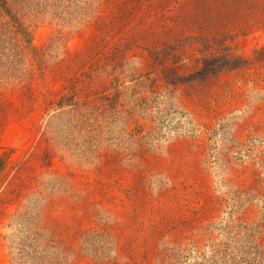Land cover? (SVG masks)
Returning a JSON list of instances; mask_svg holds the SVG:
<instances>
[{"label":"rangeland","instance_id":"1","mask_svg":"<svg viewBox=\"0 0 264 264\" xmlns=\"http://www.w3.org/2000/svg\"><path fill=\"white\" fill-rule=\"evenodd\" d=\"M206 4L0 0V264H264V0Z\"/></svg>","mask_w":264,"mask_h":264},{"label":"trees","instance_id":"2","mask_svg":"<svg viewBox=\"0 0 264 264\" xmlns=\"http://www.w3.org/2000/svg\"><path fill=\"white\" fill-rule=\"evenodd\" d=\"M207 3L208 4L202 6L201 11L198 13V16L195 17L197 19L196 22L200 21V23L203 25L204 32L208 31L207 28L209 24L213 23L214 25H216V22L218 21L217 18L223 15L224 18H227L229 16L228 11H225V7L230 8L231 11L242 9L243 6L248 9L246 0H207ZM222 7L224 10L221 9ZM205 21L207 23H204ZM205 36L206 35L202 37V40L209 41V37ZM204 55L205 57L203 59V66L198 72L191 75L189 78L178 76V78H176L178 80H175L172 83H185L190 79L192 80L193 78H198L204 81L205 79H208L215 75H219L224 71L238 70L241 66H244L246 64V60L235 57V54L231 53L230 51L222 54V56H216L213 50L210 49L207 50ZM150 56L153 62H158L160 65L166 63L163 51H159V49L157 48L150 51Z\"/></svg>","mask_w":264,"mask_h":264}]
</instances>
